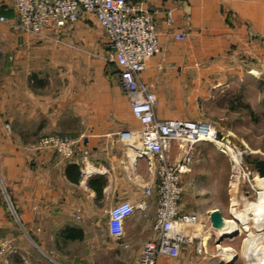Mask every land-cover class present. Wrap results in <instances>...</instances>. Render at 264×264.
Returning a JSON list of instances; mask_svg holds the SVG:
<instances>
[{"label":"crops","instance_id":"0c3cea01","mask_svg":"<svg viewBox=\"0 0 264 264\" xmlns=\"http://www.w3.org/2000/svg\"><path fill=\"white\" fill-rule=\"evenodd\" d=\"M128 1L142 5L158 25L161 51L147 62L142 80L156 87L159 120L206 121L207 107L214 100L211 93L241 81L242 69L235 64L244 58L264 63V0ZM0 17L6 19L0 21V67L7 72L0 97V181L17 204L23 231L59 235L70 226L81 229L85 240L102 224L104 243L125 249V260H132V249H139L137 261L155 235L156 196L146 199L145 211L125 221L120 240L108 232L107 213L103 217L97 211L106 201L145 199L131 175L132 159L121 138L137 131L140 123L119 82L104 30L94 16L87 15L59 37L30 35L17 28L13 0H0ZM178 33L186 39H176ZM82 132L90 134V164L102 171L88 179L81 177L80 151L74 160H62L53 151L34 148L43 136L77 137ZM210 150L225 157L210 143L196 147L191 171L182 178L181 209L203 219L219 210L225 218L222 210L207 209L205 202L216 200L220 190L219 167L209 161ZM177 154L174 146L172 156ZM135 174L152 180L147 164L142 166L140 160ZM98 177L105 181L102 189ZM4 214L0 205V230L26 245L25 234L15 236L19 227L15 219ZM216 234L220 237L223 232L216 230ZM75 242L81 241L67 244ZM192 249L185 247L178 258H161L158 264L183 262ZM213 250L210 243L208 253L197 255L207 260Z\"/></svg>","mask_w":264,"mask_h":264},{"label":"built area","instance_id":"2783aa9c","mask_svg":"<svg viewBox=\"0 0 264 264\" xmlns=\"http://www.w3.org/2000/svg\"><path fill=\"white\" fill-rule=\"evenodd\" d=\"M13 1L17 28L24 33L37 37L47 34L59 37L62 32L74 29L84 16L92 15L106 34L113 53L112 61L119 71V82L129 97L135 118L140 123L137 131L124 133L121 138L126 141L125 145L132 159L131 175L135 177L137 185L142 187L145 195L141 202L118 201L106 211L110 236L115 240L122 239L125 234V221L136 212L145 211L148 207L146 199L155 195V235L143 247L137 264H158L161 258L176 259L183 248L193 245L197 253L205 254L213 240L219 247L223 234L220 237L216 234L210 219L182 211V178L191 171L196 147L201 143H210L229 158L233 170L230 186L231 189L235 188L243 178L242 162L246 152L229 140L219 138L216 128L206 121L157 119L156 87L142 80L147 62L161 51L160 33L153 15L142 5L128 0ZM0 20L6 21L4 17ZM167 23H172L171 12H168ZM175 37L179 40L186 39L184 33H178ZM1 91L0 85V93ZM89 144L90 134L82 132L77 137L43 136L34 148L39 151H53L62 160H74L80 151L82 160L78 165L81 177L88 179L102 173L90 164ZM174 146L178 150L176 156H172ZM139 160L146 161L151 181H144L135 174ZM13 244L14 241L9 239L2 245L12 247ZM253 258L257 259L255 255ZM232 260H235V256L228 262Z\"/></svg>","mask_w":264,"mask_h":264},{"label":"rangeland","instance_id":"374dc122","mask_svg":"<svg viewBox=\"0 0 264 264\" xmlns=\"http://www.w3.org/2000/svg\"><path fill=\"white\" fill-rule=\"evenodd\" d=\"M245 59L235 64L242 69L241 81L230 88H217L214 93H211L214 100L206 110V122L211 123L216 128L219 138L229 140L240 150L246 152L242 162V177L244 179L242 178L237 187L231 189L233 170L229 158L221 157L216 152H211L214 150H210L208 153L209 161H213L219 167L218 180L220 183L218 186L220 190H218L216 200L205 202L208 203L207 209L218 208L222 210L225 220H234L232 212H238L245 218L249 216L248 226L238 224L241 232L233 238L228 237L219 247L211 242L214 250L210 259L204 260L200 255L198 256L193 245L194 251L192 249L193 252L185 255L183 262L180 260L181 262L176 264H251L252 262L249 260L251 259L249 254L250 240L251 236L255 234H260L261 240L256 242L253 248L261 254L264 253V232H260L253 221L252 212L249 215L245 213L247 204L258 203L261 192H263L256 178L258 176L264 177V175L255 169L252 161H264V63L260 64L258 58H254L255 62L251 59L246 62ZM6 76V70L0 67V85L2 86L0 97L4 89L2 82L5 81ZM140 164L146 167L144 160H140ZM106 202L100 206V211L97 210L103 217L113 204L111 201ZM189 204L191 205V201ZM0 205L4 207L6 213L3 217L15 219L16 224L19 225L15 236L25 234L26 237V245H20L14 236L3 234L0 230V264H137L139 249H132L130 252V257H132L130 259L132 260L128 258L125 260V249L118 250L119 247L112 242L104 243V232L100 229L102 224L98 230L89 233L84 241L69 244L60 240L57 232L42 233L34 230L25 233L21 221L16 215V209L19 210L17 204L13 199L11 201L8 198V192L1 181ZM9 239L14 241L13 246H3L2 244ZM22 246L25 247V250L22 249ZM222 248H231L237 256L236 260L225 263V260L228 261V254L226 252L223 254ZM254 263L264 264V259L254 260Z\"/></svg>","mask_w":264,"mask_h":264},{"label":"bare ground","instance_id":"6f19581e","mask_svg":"<svg viewBox=\"0 0 264 264\" xmlns=\"http://www.w3.org/2000/svg\"><path fill=\"white\" fill-rule=\"evenodd\" d=\"M256 181H257V183H259V186L262 188V191H263V192H261L260 201L258 203L253 202V203L247 204L246 209H245L246 210L245 213H247L249 215V213L252 212V214L254 215L253 221L256 223V225L260 229V232H264V178L262 179V177L258 176L256 178ZM232 213H233L234 220H225L224 221L225 222L224 228L222 230V232L224 234L222 237L223 240L228 239L229 234L233 233L236 230L241 232L239 225L248 226V221L250 219L249 216L247 218H245L244 216H242L238 212H236V213L232 212ZM241 228H243V227H241ZM260 236H261L260 234L252 235L251 240H250L251 248L249 249L250 250L249 254L251 255V259L256 260V261H259L260 259H264V253L261 254L257 251V249L253 248L255 246L256 242H260V240H261ZM221 252L222 253L226 252L228 254V257L226 256L228 258L227 259L228 261L231 260L232 256H235V253L233 252V250L231 248L230 249L229 248H222ZM254 255L257 257V259L253 258ZM251 259H250V262H251ZM228 261H226V263ZM251 264H253V263H251ZM254 264H256V263H254Z\"/></svg>","mask_w":264,"mask_h":264},{"label":"trees","instance_id":"16d2710c","mask_svg":"<svg viewBox=\"0 0 264 264\" xmlns=\"http://www.w3.org/2000/svg\"><path fill=\"white\" fill-rule=\"evenodd\" d=\"M252 163H253V166L255 167V169L261 175H264V161L254 160V161H252ZM96 183L101 186V189L105 186V181L103 180V177H98L96 179ZM100 186L95 187L97 189V192L100 191ZM59 238L65 244H67L68 242H71V241H82V240H84V233L81 229L68 226L59 233Z\"/></svg>","mask_w":264,"mask_h":264},{"label":"water","instance_id":"95a60500","mask_svg":"<svg viewBox=\"0 0 264 264\" xmlns=\"http://www.w3.org/2000/svg\"><path fill=\"white\" fill-rule=\"evenodd\" d=\"M209 218H210L211 225L215 230H223L225 218L223 217L222 213L219 210L212 211ZM238 234H239V231L236 230L233 233L229 234V237L233 238L237 236ZM236 257L237 256H235V259Z\"/></svg>","mask_w":264,"mask_h":264}]
</instances>
